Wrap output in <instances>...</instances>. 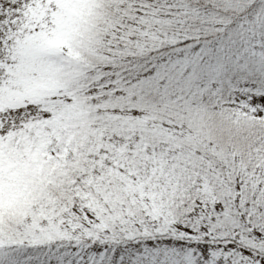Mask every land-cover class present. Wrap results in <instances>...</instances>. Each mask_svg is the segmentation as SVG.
I'll return each instance as SVG.
<instances>
[{"label":"snow or ice","instance_id":"1","mask_svg":"<svg viewBox=\"0 0 264 264\" xmlns=\"http://www.w3.org/2000/svg\"><path fill=\"white\" fill-rule=\"evenodd\" d=\"M0 264H264V0H0Z\"/></svg>","mask_w":264,"mask_h":264}]
</instances>
